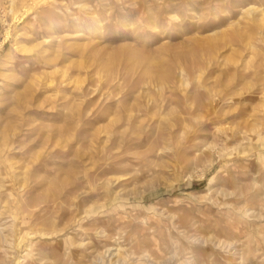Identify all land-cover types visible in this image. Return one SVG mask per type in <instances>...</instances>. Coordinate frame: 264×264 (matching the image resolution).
Instances as JSON below:
<instances>
[{
  "label": "rangeland",
  "instance_id": "rangeland-1",
  "mask_svg": "<svg viewBox=\"0 0 264 264\" xmlns=\"http://www.w3.org/2000/svg\"><path fill=\"white\" fill-rule=\"evenodd\" d=\"M0 264H264V0H0Z\"/></svg>",
  "mask_w": 264,
  "mask_h": 264
},
{
  "label": "bare ground",
  "instance_id": "bare-ground-1",
  "mask_svg": "<svg viewBox=\"0 0 264 264\" xmlns=\"http://www.w3.org/2000/svg\"><path fill=\"white\" fill-rule=\"evenodd\" d=\"M257 11V9L256 8H253V7H251V8H248L247 9V13L249 14V15H251L252 16V21H254V22H258V25L260 26L261 24H260V21H261V19H262V17H256L255 16V12ZM262 16H263V14H262ZM26 234V233H25ZM34 235V234H33ZM23 238V237H22ZM28 239V238H27ZM33 240H34V238H33Z\"/></svg>",
  "mask_w": 264,
  "mask_h": 264
}]
</instances>
